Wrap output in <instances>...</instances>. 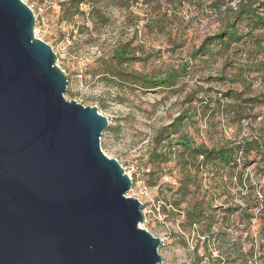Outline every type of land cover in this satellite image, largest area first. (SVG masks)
Segmentation results:
<instances>
[{
  "label": "water",
  "instance_id": "water-1",
  "mask_svg": "<svg viewBox=\"0 0 264 264\" xmlns=\"http://www.w3.org/2000/svg\"><path fill=\"white\" fill-rule=\"evenodd\" d=\"M23 0H0V264H162L110 123L68 77Z\"/></svg>",
  "mask_w": 264,
  "mask_h": 264
},
{
  "label": "rangeland",
  "instance_id": "rangeland-1",
  "mask_svg": "<svg viewBox=\"0 0 264 264\" xmlns=\"http://www.w3.org/2000/svg\"><path fill=\"white\" fill-rule=\"evenodd\" d=\"M23 1L35 12L36 36L53 48L57 55V64L68 77L66 99L85 107H97L108 119L112 131H104L101 148L106 156L119 160L123 169L131 174L133 186L128 196L143 203L145 223L142 227L162 240L159 250L162 264H196L194 249L199 240V253L205 254L204 237L200 238L198 235L200 227L196 226L191 233H186L182 231L176 218H167L162 213L163 197L166 196L167 190L161 192L160 187L168 183L176 185V172L173 171L172 176L169 174L174 164L165 167V176L160 178L149 173L147 157L157 131L170 124L181 111L189 108L192 112L198 109V123L189 128V132L197 143H205L208 147L228 141H241L264 126L262 108L256 109L258 118L254 122V129L246 125L240 129L223 121L211 111H202L198 102L191 108L185 100L188 93L197 87L209 89L213 97H216L218 92L228 90L229 83L218 80L207 82V79L220 77L222 73L228 77L237 73L240 67L239 57L234 52H229L224 57L219 56L216 63L199 60L195 63L192 73L171 91L144 92L136 88H120L113 81L93 79L86 75V71L89 67L96 66L100 57L109 58L119 42L129 40L134 41V46L141 52L138 53L139 57H148L146 62H138L128 67L129 71L164 74L179 69L205 37L219 29L218 18L213 12L217 0H147L140 1L129 9L111 6L105 12L106 25L96 26L88 21L87 28L84 29L78 28L85 23L83 18H76V27L62 21L60 4L66 0ZM222 1L234 9L238 5V0ZM105 3L109 4V1ZM221 3H218V7H222L224 11L225 6ZM84 10L87 11V8L84 7ZM165 13L169 23L164 31L152 29V19ZM261 82V79H257L255 88H258ZM203 95L201 94V97L204 98ZM241 163H245L243 159ZM255 167L251 165L243 172L246 186H249L250 180L254 184L257 182ZM262 177L259 175L263 185L264 176ZM238 181L236 176L230 178V174L225 175V182L231 194L236 196L232 202L242 204V200L236 195L238 189H241ZM226 199L227 197L218 200L216 206H227ZM263 223L261 218L253 220L250 225L245 220V225L241 226L245 232L239 240V245L246 255L243 256L246 260L242 258L229 264H264V233L261 232ZM218 229L219 226H215L214 230ZM231 234L233 236L227 238L228 242L222 240L227 253L231 249L229 244L239 237L237 233ZM217 243H221V240L210 244L211 251L218 247ZM253 246L255 250H252ZM218 254L219 252L215 251L214 257ZM202 264L211 263L205 261Z\"/></svg>",
  "mask_w": 264,
  "mask_h": 264
},
{
  "label": "trees",
  "instance_id": "trees-1",
  "mask_svg": "<svg viewBox=\"0 0 264 264\" xmlns=\"http://www.w3.org/2000/svg\"><path fill=\"white\" fill-rule=\"evenodd\" d=\"M140 1L147 0H66L60 4L61 17L62 21L74 27L77 24L76 18H83L85 23L78 28H87L88 21L102 26L107 23L105 12L109 7L129 9ZM220 2L225 6L224 11L222 7H218ZM214 8L219 29L206 36L179 69L164 74L129 71L127 68L131 65L148 60V57L138 56L141 52L134 46V41L129 40L119 42L109 58L100 57L96 66L87 69L86 75L93 79L113 81L118 87L125 89L171 91L192 73L199 60L216 63L219 56L224 57L225 54L234 52L240 63L237 73L231 77L222 73L220 77L207 79V82L218 80L229 83L228 90L218 92L213 97L209 89L197 87L188 93L185 100L191 108L198 102L202 111H211L240 129L245 125L254 129V122L258 118L256 109H264V0H238L235 9L227 6L224 1L217 0ZM152 22V29L163 32L169 20L165 13L159 18H153ZM142 55L144 56L143 53ZM257 79L262 82L255 88ZM201 94H204V98ZM197 111L198 109L192 112L190 108L183 110L170 124L157 131L147 157V169L150 174L161 178L165 176L164 168L174 164L169 174L172 176L173 171L176 172V185L168 183L160 187L161 192L167 190L163 197L162 213L167 218H176L182 231L186 233H191L196 226L200 227L198 235L200 238L204 237L205 254L199 253V240L194 249L196 264L205 261L211 264H229L242 258L246 260L239 245L245 232L241 226L245 225V220L249 225L255 219L264 220V184L259 179V175L264 176V126L241 141H228L208 147L205 143H197L189 132V128L198 123ZM108 131L112 129L109 128ZM242 159L244 164L241 163ZM251 165L256 166L257 182L254 184L250 180L249 186H246L243 172ZM229 174L230 178H239L238 186L241 189H238L236 195L242 200V204L232 202L236 196L231 194L225 182V175ZM224 197H227V206H216V202ZM217 225L219 229L214 230ZM261 232L264 233V223ZM231 233H237L239 237L229 244L231 249L227 253L222 240L228 242L227 238L233 236ZM217 240H221V243H217L218 247L211 251L210 244H215ZM252 250H255L254 246ZM215 251L219 252L216 257Z\"/></svg>",
  "mask_w": 264,
  "mask_h": 264
},
{
  "label": "built area",
  "instance_id": "built-area-1",
  "mask_svg": "<svg viewBox=\"0 0 264 264\" xmlns=\"http://www.w3.org/2000/svg\"><path fill=\"white\" fill-rule=\"evenodd\" d=\"M128 175L131 177V174L128 172Z\"/></svg>",
  "mask_w": 264,
  "mask_h": 264
}]
</instances>
